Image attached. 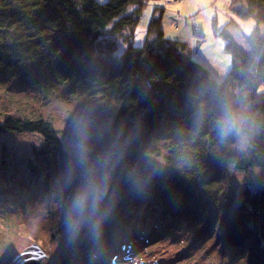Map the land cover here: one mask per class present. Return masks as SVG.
Masks as SVG:
<instances>
[{
  "label": "trees",
  "instance_id": "trees-1",
  "mask_svg": "<svg viewBox=\"0 0 264 264\" xmlns=\"http://www.w3.org/2000/svg\"><path fill=\"white\" fill-rule=\"evenodd\" d=\"M3 1L0 87L36 85L41 95L49 96L67 85L74 94L84 89L89 98L99 94L115 106L101 136L76 152L66 148L48 119L0 111V137L27 134L42 140L16 157L31 180L16 186L40 188L29 199L18 194L25 207L53 195L76 206L84 199L95 203L106 216L79 237L101 263L112 245L125 246L132 255L137 245L144 251L182 232L196 249L193 260L213 246L231 262L264 264V0L232 1V12L243 21L253 19L255 25L245 34L247 49L226 30L218 33L231 58L222 82L186 54L183 42L165 38L159 17L151 19L144 45H133L142 0ZM135 4V11L124 15ZM238 4L244 9L238 10ZM115 19L113 27L130 33L129 45L119 56L95 54L94 44ZM234 86L238 95L227 91ZM242 107L263 117L258 125L261 142H252L245 152L235 144L250 129L242 125ZM136 115L141 116L140 127L128 128L127 121ZM159 140L165 147L161 159L154 146ZM14 152L1 144L0 188L12 200L18 198L15 184L1 182L13 177L5 160L15 157ZM114 153L117 158L102 177L100 159ZM230 167L249 177L237 189ZM140 197L155 204L137 216L142 210H135L134 204ZM132 213L137 218L125 221L124 215Z\"/></svg>",
  "mask_w": 264,
  "mask_h": 264
},
{
  "label": "rangeland",
  "instance_id": "rangeland-1",
  "mask_svg": "<svg viewBox=\"0 0 264 264\" xmlns=\"http://www.w3.org/2000/svg\"><path fill=\"white\" fill-rule=\"evenodd\" d=\"M232 1L142 0L143 10L133 32V45L137 47L144 45L151 19L159 17L165 38L183 42L186 54L204 65L215 81L222 82L231 67V58L224 50L225 42L218 33L226 30L243 48L247 49L245 34H249L255 25L253 19L243 21L238 13L232 12ZM3 3L6 4L5 1L0 0V12ZM12 4L15 5L13 0ZM242 5L238 4L237 9H244ZM137 7L136 4L129 5L124 15L133 13ZM117 19L107 25L103 35L94 44L95 54L104 57L119 56L129 45L131 37L128 30L119 31L115 26L113 27ZM14 45L15 43L12 44V49ZM14 85H11L13 88L0 87V111H6L7 114L19 118L48 119L71 152H76L79 148L80 151L85 150L97 140L114 113L113 101L106 104V100L99 94L89 98L84 89H81L80 94H74L67 85H61L56 88L54 94L43 96L39 91L40 87L36 85L20 84L15 87ZM227 91L230 95H238V88L235 86L227 88ZM258 102L261 104V101ZM251 109L252 112L249 111L250 109L246 112L245 107L241 108L244 113L241 118L242 125L250 128L244 137L236 139L237 150L242 152L247 151V147L252 142L255 143L253 146H257L262 140L259 137L261 133H259L258 125L261 124L259 118L263 117L253 108ZM2 118L0 117V120ZM140 125L141 116L138 117V115L135 119L127 121L128 128L140 127ZM41 141L38 136L27 134H7L0 137V147L1 144H5L15 151L16 155L15 157L11 155L9 160H5V163L9 162L8 171L14 178L3 177L5 180H2L1 184L3 186L15 184V197H18L14 200L9 199V196L3 198V189L0 188V264H10L16 255L34 244L47 255L41 264H102L100 258H95L94 254L90 253L91 247L80 242L79 236L85 228L106 216L104 210L95 203L88 204L85 199L76 206L71 201L66 202L65 198L61 202L54 195L47 198L41 196L42 199L35 205H30L31 208L27 210L26 204L24 205L18 196L20 194L22 199L25 197L29 199L36 195L38 190L40 191L39 184L21 187V190L16 186L24 180H29L25 166L19 163L20 158L16 157H21L25 150L37 148ZM154 146L159 148L160 153L157 157L161 159L164 145L159 140ZM114 155L115 153L109 154L106 158L100 159L101 167L103 166L102 177L110 170L106 168L107 164L117 158ZM151 164L156 166L157 163ZM229 174L236 189L249 178L246 173L235 171L232 167L229 168ZM252 174L257 175L258 170L254 169ZM29 182L31 183V180ZM79 193L81 194V190ZM137 199L134 204L135 210H142L136 212L137 216L153 205V202L145 201L143 197ZM130 211L131 209H128V212ZM134 214L124 215L125 221H130L132 217L137 218ZM188 233H190L189 230ZM171 239L172 236L169 235L156 245L150 244L144 251L137 245L133 247L132 255H129V249L125 246L115 248L112 245L110 254L103 264H239L236 260L229 261L227 255V257H221L213 246L210 252H206L201 263H194L193 258L190 260L191 249L184 250L189 242L180 241V244L175 245L170 243ZM106 240L108 243L110 238ZM96 248L101 250V244H98ZM134 248L138 251L136 252ZM183 254L186 255L183 256ZM101 255H104V251H101ZM176 257H180V260Z\"/></svg>",
  "mask_w": 264,
  "mask_h": 264
},
{
  "label": "water",
  "instance_id": "water-1",
  "mask_svg": "<svg viewBox=\"0 0 264 264\" xmlns=\"http://www.w3.org/2000/svg\"><path fill=\"white\" fill-rule=\"evenodd\" d=\"M35 258H30L31 256ZM47 255L36 245H31L29 248L24 249L20 254L16 255L10 264H41Z\"/></svg>",
  "mask_w": 264,
  "mask_h": 264
},
{
  "label": "bare ground",
  "instance_id": "bare-ground-1",
  "mask_svg": "<svg viewBox=\"0 0 264 264\" xmlns=\"http://www.w3.org/2000/svg\"><path fill=\"white\" fill-rule=\"evenodd\" d=\"M149 180H154L153 179V177L151 178V177H149ZM3 198H4V196H3ZM143 200H145V201H149V199L148 198H143ZM38 202V201H37ZM31 203V202H30ZM29 204V203H28ZM36 203H34V204H31V206L32 205H35ZM153 204H155V203H153ZM31 206L30 205H27L26 206V208L25 209H27V210H29L28 208H31ZM145 214H146V211H143ZM144 226L145 227H143L144 229H148L149 230V228L147 227V224H144ZM182 233V232H181ZM180 233V236H177V235H174L173 237H172V239L170 240V243H174L175 245H178V244H180V241H183V242H186L187 241V237L186 236H183V233L181 234ZM126 241H128V238L126 239ZM159 242H161V241H159ZM147 243V242H146ZM148 244V243H147ZM146 244V245H147ZM157 244V242H155V243H153V245H156ZM189 244V243H188ZM103 245H105L104 246V249L103 250H106L107 249V245L106 244H103ZM149 246V245H148ZM191 249V252H192V258H194L195 257V254H196V249L192 246V247H189V245L184 249V250H190ZM206 250L205 249H203V251H202V253H201V255H200V257H199V259H197V260H195L194 261V263H201V261H203V258H204V256H206ZM176 258H179L178 260H180V257H176ZM103 264V263H102Z\"/></svg>",
  "mask_w": 264,
  "mask_h": 264
},
{
  "label": "snow or ice",
  "instance_id": "snow-or-ice-1",
  "mask_svg": "<svg viewBox=\"0 0 264 264\" xmlns=\"http://www.w3.org/2000/svg\"><path fill=\"white\" fill-rule=\"evenodd\" d=\"M30 258H33V259H34V258H35V256L33 255V256H31ZM25 264H26V262H25Z\"/></svg>",
  "mask_w": 264,
  "mask_h": 264
}]
</instances>
